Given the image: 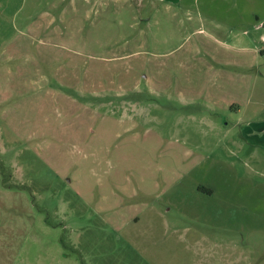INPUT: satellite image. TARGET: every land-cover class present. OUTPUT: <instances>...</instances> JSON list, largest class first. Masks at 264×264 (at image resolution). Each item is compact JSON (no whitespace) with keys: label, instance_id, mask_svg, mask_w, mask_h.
Masks as SVG:
<instances>
[{"label":"rangeland","instance_id":"374dc122","mask_svg":"<svg viewBox=\"0 0 264 264\" xmlns=\"http://www.w3.org/2000/svg\"><path fill=\"white\" fill-rule=\"evenodd\" d=\"M58 1L0 0V264H264V149L206 100L216 43L158 15L125 55L130 14L48 29Z\"/></svg>","mask_w":264,"mask_h":264},{"label":"crops","instance_id":"0c3cea01","mask_svg":"<svg viewBox=\"0 0 264 264\" xmlns=\"http://www.w3.org/2000/svg\"><path fill=\"white\" fill-rule=\"evenodd\" d=\"M55 4L56 8L63 4V8L58 10V13L52 7L43 12V24L49 25L48 29L54 26L51 24L52 21L61 24V21H66L67 17L69 20L74 16L75 20L80 18L82 16L80 10L84 5V14L91 11V15L103 16L119 25L125 22L122 16L130 14L128 31L124 36L119 37L120 41L115 46L138 45L139 49L134 52L124 50L125 55L149 52L141 48H146L148 41L154 40L156 43L158 15L177 18L182 29L186 27L185 21H191L189 27L191 34L204 33L216 43L219 54H222L220 58L216 57L217 54H213L215 66L211 67H214L215 71H220L221 77L218 80L217 74L206 82L209 88L206 93L208 104L217 106V99L212 95H215L214 89L218 88L224 96L223 106L231 108L239 115L242 137L250 145L264 149V61H262L264 57L258 56L259 52L264 56V0H203L200 4L192 0H59ZM109 16L113 18H108ZM118 30L123 33L122 26ZM84 31L87 30L79 23V27L75 30V36L79 39V41L76 39V49L82 55L93 54V49L87 45ZM215 32H218L219 37ZM259 32L262 45L253 47L248 41L250 42L251 39L254 42L255 34ZM221 34H225L226 37H221ZM230 35L234 41L227 39ZM154 47L155 44L152 48ZM60 54L57 51L54 57ZM51 63L52 59L49 65ZM227 77L233 79V82L226 80ZM178 86H182L180 82L177 83ZM127 207L118 204L115 208H108L102 202H98L97 205L99 210H118L117 213L120 210H130Z\"/></svg>","mask_w":264,"mask_h":264},{"label":"trees","instance_id":"16d2710c","mask_svg":"<svg viewBox=\"0 0 264 264\" xmlns=\"http://www.w3.org/2000/svg\"><path fill=\"white\" fill-rule=\"evenodd\" d=\"M209 192H211L212 190L208 189Z\"/></svg>","mask_w":264,"mask_h":264}]
</instances>
